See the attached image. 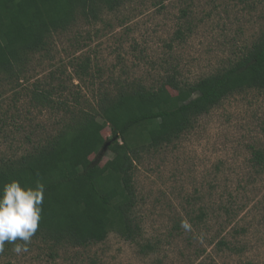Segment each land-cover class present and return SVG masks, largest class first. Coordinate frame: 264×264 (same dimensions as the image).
I'll return each instance as SVG.
<instances>
[{
	"label": "rangeland",
	"instance_id": "1",
	"mask_svg": "<svg viewBox=\"0 0 264 264\" xmlns=\"http://www.w3.org/2000/svg\"><path fill=\"white\" fill-rule=\"evenodd\" d=\"M263 25L264 0H126L91 23L79 16L51 34L47 50L28 55L23 78L0 75V159L20 157L72 122L57 106L60 97L78 95L100 112L99 94L117 91V75L156 86L172 73L195 81L228 66ZM86 56L99 76L81 81L74 63ZM62 82L65 91L57 90ZM35 84L55 86L54 103L35 101ZM252 148L264 150V90L227 97L172 143L139 148L134 214L141 241L154 251L114 232L88 246L32 238L27 252H0V264H264V164Z\"/></svg>",
	"mask_w": 264,
	"mask_h": 264
},
{
	"label": "trees",
	"instance_id": "2",
	"mask_svg": "<svg viewBox=\"0 0 264 264\" xmlns=\"http://www.w3.org/2000/svg\"><path fill=\"white\" fill-rule=\"evenodd\" d=\"M125 1L0 0V75L20 80L28 55L47 50L53 32L67 29L79 16L91 23L103 9L112 12ZM177 36L184 40L185 32L178 30ZM233 55L228 66L192 82L179 79L176 73L157 86L117 75L118 79L113 78L117 91L104 89L99 94L100 112L83 106L78 95L60 97L57 106L64 119L70 117L72 122L20 157L0 159V194L12 181L25 189L44 185L40 220L32 238L56 246H88L114 232L137 243L142 252L154 251L152 242L141 241L142 228L134 214L133 170L138 150L172 143L229 96L264 90V25L250 45ZM91 64L89 56L74 63L81 81L95 78ZM37 86L30 96L40 103H54L56 87L40 90ZM61 88L67 89L63 82L57 85V90ZM106 128L111 130L108 137L103 134ZM107 152L111 157L102 163ZM252 153L257 163L264 164V150L252 148ZM204 217V212L199 213L195 225H202ZM220 243L229 246L226 241ZM13 247L5 242L0 252Z\"/></svg>",
	"mask_w": 264,
	"mask_h": 264
},
{
	"label": "clouds",
	"instance_id": "3",
	"mask_svg": "<svg viewBox=\"0 0 264 264\" xmlns=\"http://www.w3.org/2000/svg\"><path fill=\"white\" fill-rule=\"evenodd\" d=\"M44 185L22 188L18 181L5 184L0 194V251L5 242L14 244L17 254L28 251V243L38 228ZM24 243H15L17 240Z\"/></svg>",
	"mask_w": 264,
	"mask_h": 264
},
{
	"label": "water",
	"instance_id": "4",
	"mask_svg": "<svg viewBox=\"0 0 264 264\" xmlns=\"http://www.w3.org/2000/svg\"><path fill=\"white\" fill-rule=\"evenodd\" d=\"M107 148H108V143L103 147V149L101 151L102 155L107 151Z\"/></svg>",
	"mask_w": 264,
	"mask_h": 264
}]
</instances>
